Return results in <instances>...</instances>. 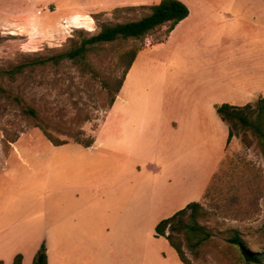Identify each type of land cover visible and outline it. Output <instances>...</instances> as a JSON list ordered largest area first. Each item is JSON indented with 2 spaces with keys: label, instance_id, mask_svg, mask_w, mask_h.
<instances>
[{
  "label": "crops",
  "instance_id": "obj_1",
  "mask_svg": "<svg viewBox=\"0 0 264 264\" xmlns=\"http://www.w3.org/2000/svg\"><path fill=\"white\" fill-rule=\"evenodd\" d=\"M181 1L188 15L129 67L146 60L137 76L148 82L139 94L146 100L132 104L138 133L122 128L110 152L96 137L89 147L56 146L70 160L47 199L0 201V264L17 254L32 264L42 243L47 264H184L155 226L204 199L227 146L216 106L264 98V0ZM128 71L114 99L120 105L129 104ZM93 151L98 165L75 160Z\"/></svg>",
  "mask_w": 264,
  "mask_h": 264
},
{
  "label": "rangeland",
  "instance_id": "obj_2",
  "mask_svg": "<svg viewBox=\"0 0 264 264\" xmlns=\"http://www.w3.org/2000/svg\"><path fill=\"white\" fill-rule=\"evenodd\" d=\"M156 1L0 0V85L5 89L0 95V201L47 199L43 194L47 185L70 160L65 150H57L58 145L45 137L37 122L67 143L91 138L94 142L96 137L105 144V152L112 150L122 128L132 126L138 133L140 117L132 104L146 100L139 94L148 82L142 78L140 83L137 77L145 70V58L138 59L130 74L128 69L127 105L114 101L108 106L102 79L121 80L133 51L161 41L166 24L141 39L94 46L78 61L62 59L43 66L29 62L66 52L83 35L97 33L102 23L139 19L149 12L140 5ZM19 64H24L21 72L12 77L4 72ZM26 107L34 108L38 118L24 113ZM232 132L235 135L195 212L207 237L184 248L191 264H264V256L258 263L246 261L227 240L230 230L237 229L249 249L264 253V143L258 142L252 128L240 123L232 125ZM75 160L91 166L98 165L100 157L93 151L80 153Z\"/></svg>",
  "mask_w": 264,
  "mask_h": 264
},
{
  "label": "trees",
  "instance_id": "obj_3",
  "mask_svg": "<svg viewBox=\"0 0 264 264\" xmlns=\"http://www.w3.org/2000/svg\"><path fill=\"white\" fill-rule=\"evenodd\" d=\"M140 7L148 9L149 12L136 20L116 22L114 24L102 23L97 33L88 36L83 35L81 40L79 42L74 41L72 46L66 52L54 56L39 57L31 60L29 64L38 66H43L49 62L52 64H58L62 59L78 61L94 46L111 43L120 39H141L165 24L167 25V35L180 20L188 15L189 12L187 6L181 0H159L154 4L140 5ZM140 49L141 48L136 49L130 55V59L123 72L121 80L110 82L102 79L103 87L106 88L109 94V107L113 104L115 96L122 85L125 74L136 53ZM23 66L24 64H19L13 69L4 72L12 77L14 73L21 72ZM4 94L5 89L0 85V95ZM14 100L16 102L20 101L18 97H14ZM243 111H247V113H244ZM23 112L29 114L34 119L38 118L35 109L32 107L24 108ZM216 112L220 119L228 126L227 143L230 138L235 135L232 132V125H237L238 123L252 128L258 137V142L264 143V98L259 97L254 102L242 106L223 103L216 106ZM36 126L42 130V133L53 145H61L68 142L66 140H58L54 138L44 125L37 122ZM11 141H15V139L12 138ZM75 142L84 147H89L93 144V139H76ZM199 206L200 204L198 202H190L171 216L161 219L155 226V236H163L167 239L169 244L178 254L181 262L184 264H191L185 255L184 248L198 245L202 243L203 240H206L207 237L205 228L197 223L194 218L196 209ZM187 216L189 217L190 222L186 223ZM227 240L239 250L246 261L258 263L262 260L264 253L249 249L237 229L230 230ZM21 260V254H17L14 257L12 264H21ZM32 264H47L46 247L44 243L40 245V248L35 253Z\"/></svg>",
  "mask_w": 264,
  "mask_h": 264
}]
</instances>
